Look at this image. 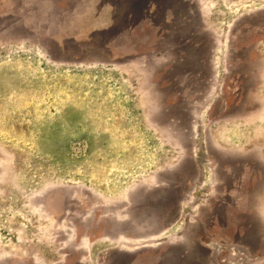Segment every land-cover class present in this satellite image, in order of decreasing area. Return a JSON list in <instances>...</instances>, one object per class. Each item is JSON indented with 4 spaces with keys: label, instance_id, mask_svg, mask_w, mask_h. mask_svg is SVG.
Masks as SVG:
<instances>
[{
    "label": "rangeland",
    "instance_id": "obj_1",
    "mask_svg": "<svg viewBox=\"0 0 264 264\" xmlns=\"http://www.w3.org/2000/svg\"><path fill=\"white\" fill-rule=\"evenodd\" d=\"M0 264H264V0H0Z\"/></svg>",
    "mask_w": 264,
    "mask_h": 264
}]
</instances>
